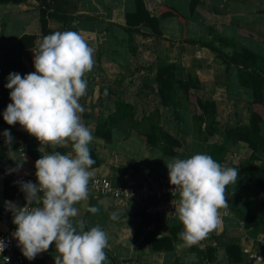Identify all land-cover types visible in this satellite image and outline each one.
I'll list each match as a JSON object with an SVG mask.
<instances>
[{"label": "crops", "instance_id": "crops-1", "mask_svg": "<svg viewBox=\"0 0 264 264\" xmlns=\"http://www.w3.org/2000/svg\"><path fill=\"white\" fill-rule=\"evenodd\" d=\"M142 1L149 15L157 17L159 6H167L181 14L185 18L184 23L182 24L174 16L159 18L158 27L163 38L157 40L148 27L135 26L137 30L131 32L133 52L128 50L127 33L123 30L126 27L125 13L134 10L133 0H75L73 15L81 17L67 25L93 49L94 66L90 72L85 73L86 94L79 100L85 109L80 114L82 122L83 119L87 120L83 123L93 135L89 149L95 163L89 171L92 173L91 176H106L113 182L133 183L142 179L144 174L163 175L168 172L166 164L171 158L187 159L189 156L187 130H191L193 123L196 126V122L191 120L190 114L185 110L186 104L179 105L180 113L185 115L179 126L186 130L181 154L162 155L157 148L145 144L137 134L147 125L141 124L142 116L149 114L153 109L170 108L159 104L154 91L153 72L157 66L173 63L175 75L183 79L187 70L191 68L184 67L183 71L179 60L181 54L188 52L189 60L194 65L200 66L203 71L209 70L210 73H215L214 77H221V80L214 82L216 85H207L206 80L202 83L199 79V88L194 90V93L200 99L214 102L216 95L218 96L220 91L227 87L236 102H239L240 92L244 93V100L247 102L250 93L248 89L237 83L234 66L231 64L226 71L224 63L213 52L188 41L210 40L213 34H218L236 47L242 46L253 53L264 55V0H197L192 12H189V0ZM38 5L37 0H25L15 5L0 3V68L2 70L13 69L15 63H20L29 72L34 71L33 55L40 43ZM47 26L55 32L62 30V24L50 18L47 19ZM207 29L212 30V34H208ZM22 34L35 36L31 47L23 48L20 45L18 38ZM254 35L260 36L262 40L254 38ZM168 40H172L173 43H169ZM223 51L229 52L230 48H223ZM100 89L109 91L101 102L98 100ZM262 93L264 100V87ZM147 96L151 98L153 96L156 106L154 102H152L153 107L145 104L150 102ZM142 97H146L145 100L139 99ZM116 99H121L133 107L132 122L129 125L125 120L111 127L109 139L104 140L93 134L95 121L97 115L103 117L113 112ZM9 103L11 100L8 93L7 104ZM214 104L217 113V104L216 102ZM157 112L158 124L169 132L162 124L163 115L158 110ZM247 117L248 115L246 121ZM4 127H0V133L8 130L13 142L9 149L4 139H0V147L3 149V156L0 158V209L2 210H6V201H11L18 207L22 206L23 199L18 192L13 197H3L2 193L3 176H11L4 170L12 161L16 149L25 147L22 137L27 138L41 156L53 152L74 155L70 141L53 146L40 143L18 123L15 125L6 123ZM261 131L264 134V124L261 125ZM171 134L175 135V133ZM205 143H221V138L218 141L205 140ZM29 157L31 161L24 159L23 165L26 170L35 172V160ZM234 165L239 164L233 163L231 167ZM11 192L8 189V193ZM225 195L229 203L230 215L204 239L191 247L178 246L182 241L178 238V234L176 237L174 234L181 232L183 225L177 217L151 215L143 210L139 202H125L90 193L88 199L78 202L75 206L80 212L77 218L86 221L85 231L99 225L107 233L108 246L104 249L107 259L104 264H264L263 233L259 232L254 237L248 236L235 213L236 209L248 214L256 210L252 187L237 179L234 185L226 186ZM93 205L99 209L98 214L88 212V207ZM1 213L0 211V231H14L12 221ZM113 213L118 217L115 220L111 219ZM228 244L234 245L230 256H236L238 250L239 260L233 261L228 257L225 250ZM55 255V245H53L43 252L40 258L30 260L29 264H54Z\"/></svg>", "mask_w": 264, "mask_h": 264}, {"label": "clouds", "instance_id": "clouds-1", "mask_svg": "<svg viewBox=\"0 0 264 264\" xmlns=\"http://www.w3.org/2000/svg\"><path fill=\"white\" fill-rule=\"evenodd\" d=\"M94 66L93 49L74 31L54 32L42 37L33 55L34 71L24 76L11 72L5 88L10 89L3 120L19 124L40 143L63 145L72 142L74 155L53 152L35 161L36 183L17 181L25 206L5 202L16 226L11 233L21 254L28 260L55 245L54 264H104L108 235L99 225L85 231L86 221L75 206L88 199L89 171L95 161L89 144L91 131L81 119L85 111L79 100L86 94L85 73ZM107 90H105V95ZM10 146L8 130L0 133ZM22 167L17 163L15 169ZM169 183L179 189L175 207L183 230L179 247H191L220 223L219 210L229 206L226 186L234 185L238 169L222 167L210 155L198 153L187 159L171 158L166 164ZM36 203L29 209L28 205ZM88 212L98 214L96 206ZM113 213L111 219H117ZM7 243L0 239V253ZM8 257H3L5 262Z\"/></svg>", "mask_w": 264, "mask_h": 264}, {"label": "trees", "instance_id": "trees-1", "mask_svg": "<svg viewBox=\"0 0 264 264\" xmlns=\"http://www.w3.org/2000/svg\"><path fill=\"white\" fill-rule=\"evenodd\" d=\"M25 0H0V3L18 4ZM38 5V21H39V40L42 37L54 33L55 31L47 26V19H53L59 21L62 24V30L73 31L67 25L81 17L80 15H73L75 8V0H37ZM134 10L125 13L126 27L123 30L127 33V45L128 50L133 52L134 49L131 46V32L135 29V26L143 25L148 27L151 32L154 33L155 39H161L160 30L158 27L159 18L174 16L182 24L185 18L180 15L174 8L167 6H159V15L154 17L149 15V12L145 8L142 0H133ZM197 0H189V12H192ZM208 34H212V30H208ZM34 35L22 34L18 41L23 48H29L32 46ZM255 38L261 39L260 36L254 35ZM169 43H173L172 40H168ZM191 44L206 47L208 50L218 57L225 65V70H228V66L231 64L236 70L237 83L248 89L250 93V99L247 101L248 105V117L245 123L237 122L226 124L222 129L216 128L217 124L215 120V105L212 100H202L195 93L194 90L199 88V81L197 76L191 69H188L183 79L178 78L175 75V65L173 63H167L157 66L153 72L154 91L158 97V102L164 107H170L172 109V115L175 119L177 130L175 135L164 130L158 124V112L154 109L149 114L141 117V124L147 125L140 131L138 136L145 143L151 147L157 148V150L165 156H175L181 154L183 151L184 137L186 136V130L179 126L183 122V115L179 111V105H190L191 120L196 122V130L202 131L206 136H211L217 133L221 138V143H205L202 147L203 154L210 155L215 161H217L222 167H231V164H225L228 151L226 144L228 145H242L248 150L247 158L238 166L233 167L238 169V179L246 185L252 187L254 192V203L256 210L253 213H245L240 209H236V218L242 222L243 228L246 229L245 233L248 236L254 237L257 233H263L264 237V134L261 131V125L264 124V100L262 89L264 87V55L256 54L248 49L234 44L228 43L223 37L218 34H213L210 40L202 41H188ZM216 42V43H215ZM230 48L229 52L223 51V48ZM15 67L10 70H2L0 68V127L5 128L6 122L3 120V112L7 104V94L10 89L4 87L8 82L7 77L9 73L16 72L21 76H24L29 70L20 63H15ZM104 90V89H103ZM109 91H107V94ZM105 96V90L101 89L98 92L99 102ZM88 116V115H86ZM133 116V107L127 102L116 99L114 100V110L112 113L101 117L97 115L95 121L93 134L103 138L109 139L110 129L121 122H126L131 125ZM87 120L83 119L85 123ZM133 128V127H132ZM25 146L28 148L25 160L31 161V156L35 161L41 157V153L37 152L29 140L25 137ZM3 156V149L0 147V158ZM259 161L260 163H256ZM263 162V163H262ZM8 189L12 192L8 193ZM17 187L13 176H3V197H13L17 194ZM1 215L8 217L12 221V213L2 210ZM15 230V225L12 223ZM178 232L174 234L176 237ZM174 237V238H175ZM234 245L228 244L225 247L226 253L233 261L239 260V254L231 257Z\"/></svg>", "mask_w": 264, "mask_h": 264}, {"label": "built area", "instance_id": "built-area-1", "mask_svg": "<svg viewBox=\"0 0 264 264\" xmlns=\"http://www.w3.org/2000/svg\"><path fill=\"white\" fill-rule=\"evenodd\" d=\"M0 139H4L0 135ZM27 148L19 147L16 149L15 154L12 157V161L6 167L4 172L11 175L17 181H31L36 183V176L34 171L26 170L24 163V157L26 155ZM21 163L22 167L18 171L9 173V169H15L17 163ZM18 194L22 201V206H25L24 193L20 190V186L16 183ZM169 183L168 172L160 176H150L144 174L142 179L137 182H113L106 176H91L89 180V194H96L102 196H108L113 199H119L122 201H136L142 204V208L145 212L151 215H163L169 217H177L175 213V207L179 201V189ZM229 204V203H228ZM36 206V203L28 205L29 209ZM230 215L229 206L227 208H221L219 210L220 223L223 219ZM218 225V226H219ZM217 226V227H218ZM10 232L0 231V239H3L7 243L5 250L0 253V264H29L30 260L26 259L20 249L17 247V243L11 237ZM42 253L38 254L34 259L40 258ZM3 257H8V261L5 262Z\"/></svg>", "mask_w": 264, "mask_h": 264}, {"label": "rangeland", "instance_id": "rangeland-1", "mask_svg": "<svg viewBox=\"0 0 264 264\" xmlns=\"http://www.w3.org/2000/svg\"><path fill=\"white\" fill-rule=\"evenodd\" d=\"M189 57L190 56L188 52H184L183 55L181 54V59L179 60V62L181 61V66L183 67V71H184V67L191 68L194 74L197 75L198 81L200 79V81L204 83L206 80L207 85H211V84L216 85L214 82L221 80V77H214L215 73H210L209 70L203 71L200 66L197 67L196 65H194L193 62L189 60ZM223 89L224 90H221L219 95L218 96L216 95V97L214 98L215 99L214 102H216L217 109H218L217 113L215 111V114H216L215 120H217V124H215L214 126L218 128L219 130L222 129V127L226 124L232 125L233 123L237 122V119L240 121V123H244L246 121V116L248 115V108H249L247 105V102L244 100L245 99L243 95L244 93L240 92L239 98L241 100L239 99V102L238 101L236 102L234 100V97L232 98V96L230 95V92L228 91L227 87ZM150 92H152L151 89H150ZM149 94L151 95V93ZM152 95H153V92H152ZM144 98L146 97H142L139 99L145 100ZM147 98L150 101V102L145 101L146 102L145 104H148V107L150 106L153 107L152 102H154L156 106V100L153 98V96L152 98L150 96L149 97L147 96ZM157 110L160 112L161 115H163V118H161V119H164L162 121L163 126L167 128L170 133H176L177 126H176L175 119L173 118V115L171 114L172 113L171 108L167 110L166 108L163 109V107H160V108H157ZM185 110L188 112V114H190L189 111L192 110V108L190 107V105H188L187 107L185 106ZM195 127H196L195 123H193L192 127L190 128L191 130H187L188 137L186 140L188 143L187 145L188 147L187 153L189 155L188 158H190L191 156L195 154L203 152L201 149L203 145L205 144V140L206 141H218L220 138V136L217 133H214L212 137H208L202 131L196 130ZM206 137L208 138L206 139ZM226 149L228 151V155L226 156V159L224 162L225 164L226 163L229 165L233 163L241 164L248 156V150L246 149L245 146H242V145L232 146V145L226 144ZM262 156H263V161H264V154ZM256 163H260V162L257 161Z\"/></svg>", "mask_w": 264, "mask_h": 264}]
</instances>
